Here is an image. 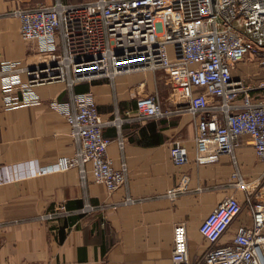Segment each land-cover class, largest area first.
<instances>
[{"label": "crops", "instance_id": "1", "mask_svg": "<svg viewBox=\"0 0 264 264\" xmlns=\"http://www.w3.org/2000/svg\"><path fill=\"white\" fill-rule=\"evenodd\" d=\"M56 1L0 0V68L4 61L23 67L49 61L39 43L23 40L13 11ZM74 91L91 92L104 121L116 112L125 117L126 111L135 110L139 96L153 93L159 94L169 113L163 118L127 120L120 129L105 127L104 136L113 140L108 156L117 168L123 162L128 165L126 185L109 191L91 176L83 184L79 171L65 166L76 145L66 119L50 106L53 100L70 99L65 83L36 87L37 105L10 107L0 76V264H173V232L179 223L187 225L190 257L196 260L209 247L199 231L201 222L232 195L244 209L221 243L230 242L239 227L252 225L246 197L263 186L264 163L251 138L243 137L236 149L237 164L228 155L198 164L197 118L177 107L165 71L83 82ZM121 135L122 149L116 141ZM176 145L186 148V162L172 160L171 148ZM87 204L93 209L84 211ZM55 210L59 214L53 219L42 218Z\"/></svg>", "mask_w": 264, "mask_h": 264}, {"label": "built area", "instance_id": "2", "mask_svg": "<svg viewBox=\"0 0 264 264\" xmlns=\"http://www.w3.org/2000/svg\"><path fill=\"white\" fill-rule=\"evenodd\" d=\"M13 14L20 20L23 40L39 43L50 58L33 68L1 63L6 105H37L36 87L65 83L70 99L53 100L50 106L69 125L76 149L65 158V166L76 168L83 184L91 176L109 191L125 186L128 165L123 162L117 168L108 156L113 140L104 136L105 127L120 129L127 120L163 118L169 110L158 93L147 94L137 98L135 110L126 111L125 117L116 112L104 121L94 95L74 88L137 71H165L177 107L197 118L198 164L217 162L223 155L237 164L236 149L245 136L264 163V0H57L53 5L20 7ZM247 57L259 65L258 77L251 81L234 74ZM116 141L124 148L122 135ZM171 158L177 164L186 162V148L173 146ZM246 204L252 225L239 227L225 244L221 240L244 204L232 195L206 216L199 231L209 247L196 260L190 257L186 223L175 225L172 263L264 264V184L247 195ZM92 209L87 204L83 210ZM58 214L55 210L42 218Z\"/></svg>", "mask_w": 264, "mask_h": 264}, {"label": "rangeland", "instance_id": "3", "mask_svg": "<svg viewBox=\"0 0 264 264\" xmlns=\"http://www.w3.org/2000/svg\"><path fill=\"white\" fill-rule=\"evenodd\" d=\"M241 67H245V70L242 71ZM235 76L238 77H248L249 81L253 78H257L259 74V65L253 61L252 57H247L242 62L239 63L238 68L235 70Z\"/></svg>", "mask_w": 264, "mask_h": 264}, {"label": "water", "instance_id": "4", "mask_svg": "<svg viewBox=\"0 0 264 264\" xmlns=\"http://www.w3.org/2000/svg\"><path fill=\"white\" fill-rule=\"evenodd\" d=\"M33 68V67H32Z\"/></svg>", "mask_w": 264, "mask_h": 264}]
</instances>
